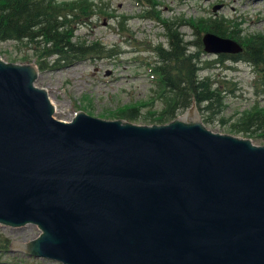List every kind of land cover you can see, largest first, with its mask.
I'll use <instances>...</instances> for the list:
<instances>
[{
    "label": "water",
    "instance_id": "water-1",
    "mask_svg": "<svg viewBox=\"0 0 264 264\" xmlns=\"http://www.w3.org/2000/svg\"><path fill=\"white\" fill-rule=\"evenodd\" d=\"M202 41L243 50L213 31ZM39 72L0 56V222L41 229L18 249L65 264H264V142L209 127L196 100L162 123L62 119Z\"/></svg>",
    "mask_w": 264,
    "mask_h": 264
},
{
    "label": "rangeland",
    "instance_id": "rangeland-1",
    "mask_svg": "<svg viewBox=\"0 0 264 264\" xmlns=\"http://www.w3.org/2000/svg\"><path fill=\"white\" fill-rule=\"evenodd\" d=\"M99 3L109 2V10L114 16L96 12L87 22L79 25L77 38L92 41L99 39L107 46H116L121 51L108 57H93L80 60L62 68L40 69L37 84L48 89L56 105V116L71 119L78 110L102 117L105 112L117 109L129 102H144L143 110H158L161 100L151 101L154 92L152 73L144 60L155 62L156 53L151 46L162 41L168 46L166 26L159 18L144 17V7L149 2L137 0H96ZM161 17L168 19L174 26L185 33L187 39H197V33L203 34L201 26L195 28L190 22L200 17L210 18L223 16L229 19L230 28L240 36L255 32H264V0H155ZM215 4L220 7L213 10ZM126 14V25L130 29L120 28V14ZM174 21V22H173ZM180 22V23H179ZM192 50L199 49L191 45ZM203 58H216L219 55L208 52L202 45ZM227 53V52H226ZM28 54L26 58H23ZM0 56L6 60L30 62L34 60L33 50L15 40H0ZM257 67L248 60H234L227 57L212 68H203L202 73H211L219 78H226L234 90L227 94V107L222 114L206 122L215 130L227 131L230 123L235 121L240 112L252 106L256 101L264 104V85L260 84ZM262 80V79H261ZM58 107V109H57ZM183 112V111H182ZM180 112L179 114H181ZM224 116L227 121H222ZM142 123H147L140 121ZM234 133V132H233ZM241 134V133H238ZM242 135V134H241ZM263 143L264 138H255ZM41 229L36 223L14 226L0 222V235L10 239V245L0 242V264H65L60 260L45 256H36L18 249L14 241L30 240L36 237Z\"/></svg>",
    "mask_w": 264,
    "mask_h": 264
},
{
    "label": "trees",
    "instance_id": "trees-1",
    "mask_svg": "<svg viewBox=\"0 0 264 264\" xmlns=\"http://www.w3.org/2000/svg\"><path fill=\"white\" fill-rule=\"evenodd\" d=\"M149 2L144 7V17L159 18L164 22L168 46L162 41L151 46L158 56L155 62L144 60L152 73V103L161 100L158 110H143L144 102H129L115 110L105 112L111 118L123 117L136 122H167L187 109L192 100H196L205 122L222 114L227 107V94L234 90L226 78H219L211 73H202L204 68H212L225 58L234 60L244 58L253 63L259 70L261 79L257 91L264 85V32H255L240 36L230 28L229 19L220 16L200 17L190 21L195 28L201 26L203 32L213 31L221 35L236 38L243 45L240 52H221L216 58H203L201 51L203 41L200 32L197 39H187L168 19L161 17L153 3L155 0H137ZM109 2L99 3L96 0H0V40H15L26 48H31L34 60L40 69L62 68L93 57H108L121 51L116 46H107L99 39L87 41L77 38L79 25L87 23L96 12L114 16L109 10ZM120 28L130 29L127 15L120 14ZM174 22V21H173ZM180 23V22H179ZM191 45L199 49L192 50ZM29 56L25 54L23 58ZM222 121H227L221 116ZM228 130L236 134L264 138V104L256 101L240 112L238 118L230 123ZM10 245V239L0 235V242ZM1 246V244H0Z\"/></svg>",
    "mask_w": 264,
    "mask_h": 264
},
{
    "label": "bare ground",
    "instance_id": "bare-ground-1",
    "mask_svg": "<svg viewBox=\"0 0 264 264\" xmlns=\"http://www.w3.org/2000/svg\"><path fill=\"white\" fill-rule=\"evenodd\" d=\"M212 53L219 54V53H217V52H212ZM230 53H233V52H230ZM57 109H58V107H57Z\"/></svg>",
    "mask_w": 264,
    "mask_h": 264
}]
</instances>
